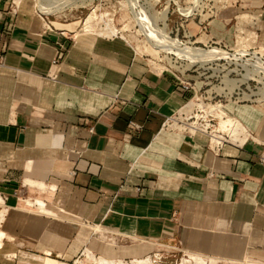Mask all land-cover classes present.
Masks as SVG:
<instances>
[{
  "label": "crops",
  "instance_id": "1",
  "mask_svg": "<svg viewBox=\"0 0 264 264\" xmlns=\"http://www.w3.org/2000/svg\"><path fill=\"white\" fill-rule=\"evenodd\" d=\"M12 1L0 0V264H71L82 252L118 263L163 248L264 264V107L226 106L249 134L217 151L203 134L164 130L191 97L176 76L121 40L47 32ZM232 3L192 37L227 43L243 9ZM249 6L264 46V0Z\"/></svg>",
  "mask_w": 264,
  "mask_h": 264
},
{
  "label": "rangeland",
  "instance_id": "2",
  "mask_svg": "<svg viewBox=\"0 0 264 264\" xmlns=\"http://www.w3.org/2000/svg\"><path fill=\"white\" fill-rule=\"evenodd\" d=\"M241 1L243 9L237 15L239 19L237 18L228 25L231 38H228L227 43L215 39H209V41L196 40V38L192 37V31L196 28L198 22L201 23L202 28L205 26L206 29H209L208 23L212 18L218 16V11L233 4V0H138L135 1L133 8L130 7L131 3L125 0H75V2L68 4L69 6L65 5L59 12L49 15L47 18L51 23L58 24L62 27H68L71 31L70 33L73 35L90 34L91 36L104 39L121 40L127 44L134 53L136 52V48H139L140 54L137 52L135 54L143 59L150 69H152L151 61H153L164 67L161 71L168 72L181 81L189 83L196 93L194 96L195 99L198 100L203 107H206L208 112H211L210 107L215 106L217 107V109H215L216 111H223L226 115L231 116L225 111L226 106L230 104L264 107L263 70H261V72L259 71L258 75L256 74L257 76L252 75L253 77H251L250 80L238 85V87L234 86L237 81L241 80L242 76L249 75L247 73L248 68L244 67L245 65H248V63L249 65H253L256 61L264 63V46L258 44L257 39L255 38L254 40V37H252L254 36L255 22L253 18L249 17L254 16L251 14L253 9L249 6L250 0ZM36 2L37 0H21L18 4H28L31 10L38 15L39 11L38 8H36ZM165 7H167L166 11H164ZM94 9H98L99 11L96 19L92 22L91 26L89 25L86 31H81L86 17ZM142 12H144V16H147L148 19H150L149 21H152L151 23H154V25L156 24L157 27L156 30L148 27L147 32H150L147 36V32H145V34L144 32L141 33L139 31L140 28H138L141 22L139 20L137 21V19H139V16H143ZM162 17L165 18L164 22L161 21ZM243 17L245 18L241 21ZM106 28H116V30L120 31L115 35L105 36L106 34L104 35L103 31ZM237 28L240 30L238 31ZM161 29V33L163 34L160 33ZM247 33L250 34L247 35ZM251 34L253 35L251 36ZM163 35L167 36L170 40H175L189 47L204 50L217 49L226 54V56L222 58L223 60L219 59L204 65H191L186 60H181V58L175 55L174 52L173 54L172 51L160 49L163 51L159 52L160 50L157 49L156 58H154V60L153 57L148 55L146 50H148L149 46H153L156 41L162 40L164 37ZM246 35L247 37H251V40L245 37ZM238 37L241 39L244 38V42L243 39L241 41ZM147 38L152 43L148 42ZM245 38H247V41ZM196 42H202L204 45H198ZM253 52L255 59L251 56ZM249 69L256 70L254 68ZM219 106H221V108ZM212 114L203 113L199 108L193 107L188 113H183V115L178 114L175 119L176 122L184 123L186 119L192 117L189 123H193L197 120V126H204L206 122L210 120V116L215 117L214 111ZM217 122L218 120L215 117L211 124V126H213L212 130H214V128L217 130ZM177 126L181 125L177 123ZM171 129L178 130V127H173ZM248 134L249 133L245 129H239L232 137L234 141L231 139L230 142H238L240 139H243L244 135L247 136ZM184 257L185 256L181 253H176L177 263ZM81 262L83 264H91L92 260L82 259Z\"/></svg>",
  "mask_w": 264,
  "mask_h": 264
},
{
  "label": "bare ground",
  "instance_id": "3",
  "mask_svg": "<svg viewBox=\"0 0 264 264\" xmlns=\"http://www.w3.org/2000/svg\"><path fill=\"white\" fill-rule=\"evenodd\" d=\"M77 1V0H76ZM126 2L128 3H131L130 7H134L135 5V1H138V0H125ZM157 1V0H156ZM75 2V0H37V6L36 8H38V11L45 15V16H49V15H53L57 12H59L65 5H68V4H71ZM144 4V3H143ZM69 6V5H68ZM129 7V8H130ZM127 10V9H126ZM134 10V9H133ZM139 10V9H138ZM137 10V11H138ZM167 10V7L164 8V11ZM131 11V10H130ZM129 11V12H130ZM98 9H94L92 12H90V14L86 17L85 21H84V24L81 28V31H86V29L89 27V25L91 26L92 22L96 19V16L98 14ZM128 12V11H127ZM136 12V11H135ZM140 12V10H139ZM139 12H136V13H139ZM144 12H142L143 14ZM131 14H132V11H131ZM139 15V14H138ZM134 17V15H133ZM151 18V17H150ZM245 17H243L241 19V21L244 19ZM134 19V18H133ZM137 19V18H136ZM239 19V18H238ZM140 21L141 23L139 24V27L140 28V32H147V28H151V29H154L156 30V24L154 25V23H151L148 19L147 16H139V19H137V21ZM247 20V19H246ZM162 22L165 21V18L162 17L161 19ZM245 21V20H244ZM243 21V22H244ZM134 22V21H133ZM248 22V21H246ZM138 23V22H136ZM238 24V23H237ZM240 24V23H239ZM245 24V23H244ZM240 26V25H239ZM237 30L239 31L240 29L237 28ZM120 30H116V28H106L104 31H103V34L105 36L107 35H115L119 32ZM159 31V30H158ZM150 32V31H149ZM146 33V36L148 35V33ZM162 32V29L160 31V33ZM241 32V31H240ZM243 32V31H242ZM156 33V32H155ZM239 33V32H238ZM76 34V33H75ZM159 34V33H158ZM163 34V33H161ZM242 34V33H241ZM250 34V33H247V35ZM121 35V34H120ZM165 35V34H164ZM163 35V36H164ZM247 35L245 37H247ZM253 34H251L252 36ZM145 36V38H146ZM154 37V36H153ZM254 37V40H255V35L252 36ZM149 38V37H148ZM147 38L148 42L149 39ZM152 38V37H150ZM239 38V37H238ZM247 38H250L251 40V37H247ZM245 38V40L247 39ZM156 39V38H155ZM241 41L243 39V42H244V38H239ZM247 41V40H246ZM253 41V40H252ZM152 43V42H150ZM239 43V41H238ZM240 44V43H239ZM153 45V44H152ZM244 45V43H243ZM157 49H166L167 51H172V53L174 52L175 55H177L179 58H181V60H186L189 64H201V65H204L206 63H210V62H213V61H216V60H219V59H222L223 57L226 56V54H224L222 51H218L217 49H211V50H204V49H200V48H193V47H189L187 45H183V44H180L179 42L175 41V40H170L167 36H164L162 38V40L160 41H156L154 43L153 46H149L148 50H146V52L148 53L149 56L156 58V54H157ZM163 50H160L159 52H161ZM165 51V50H164ZM136 52L140 54V50L139 48H136ZM135 52V53H136ZM166 52V51H165ZM237 52V51H236ZM239 52V51H238ZM244 52V51H243ZM145 53V52H144ZM173 53V54H174ZM240 53V52H239ZM238 53V54H239ZM246 53V52H245ZM171 54V53H170ZM254 54V53H253ZM230 55V54H229ZM237 55V54H235ZM240 56V55H239ZM239 58V57H238ZM230 59V58H229ZM234 59V58H233ZM240 59V58H239ZM238 59V60H239ZM260 59V58H259ZM155 60V59H154ZM223 60V59H222ZM236 60V59H235ZM258 60V59H257ZM253 61V60H252ZM259 61V60H258ZM229 62V61H228ZM151 66H152V70L153 71H156V72H160L164 67H162V65H159L153 61H151ZM244 67H247L248 68V71L247 73L249 75H244L241 77V80L237 81L236 84H234V86L238 87V85H241L243 83H245L246 81L250 80L251 77H253L252 75H258L259 71L261 72V70L264 71V63H261L260 62H257L254 63L253 65H245ZM246 68V69H247ZM249 68H254L256 70H251ZM256 75V76H257ZM193 107H197L201 110V112L203 113H207V114H212L213 111H214V115L215 117L217 118L218 122H217V130L214 128L213 132H212V136H211V146H214L215 144H220V142H224V141H229L232 139V137L237 133V131L239 129H242L244 130V127L242 126V124L235 118H232L231 116H228L226 115L223 111H216L215 109H217V107L213 106V107H210L211 108V112H208L207 108L206 107H203L201 105V103L198 102V100L195 99V97L193 99H191L188 103H186L184 106H182V108H180V110L178 111V114L179 115H183V113H188L190 111V109H192ZM221 108V106H219ZM177 114V115H178ZM213 115V114H212ZM212 117V116H211ZM215 117H213L215 119ZM183 125L181 126H177V123H174L173 125H171L170 128H173V127H179L181 128ZM193 126V124L190 125V127ZM183 128V127H182ZM247 138L246 135H244L243 139H240L238 142H232V143H242L245 139ZM227 139V140H226ZM232 141H234V139H232ZM4 208H3V204L2 202L0 201V222L4 216ZM5 240V234L0 230V251L2 250L3 248V242ZM10 256L12 257L13 254H10ZM10 257V258H11ZM89 258L88 254L86 255V258ZM91 258L93 256H90ZM143 259H146V258H137V259H133L134 260H143ZM93 261V260H92ZM118 261V260H117ZM132 261V262H133ZM131 264H151L149 260H145V261H140V262H134ZM43 264H65V263H62V262H59V261H56V260H52V259H44L42 261ZM75 264H81V263H75ZM92 264V263H91ZM94 264H123L122 262H107V261H104L102 259L100 260H97ZM180 264H205V261L202 260L200 257L198 256H194V255H191V254H186V256L181 260V263Z\"/></svg>",
  "mask_w": 264,
  "mask_h": 264
},
{
  "label": "built area",
  "instance_id": "4",
  "mask_svg": "<svg viewBox=\"0 0 264 264\" xmlns=\"http://www.w3.org/2000/svg\"><path fill=\"white\" fill-rule=\"evenodd\" d=\"M18 1L19 0H15V1L13 0L12 1V7H13V9L11 10L12 13L15 12V10H17ZM38 17L41 20V22H43V25H44L43 28H44L45 31L52 32V33L53 32H59V31H56L54 29V27L52 26V23L48 21L47 16H44V15H42L39 12ZM202 30L205 31L206 30V27L204 26L202 28ZM253 53H251V56H252L253 59H255ZM54 63H57V62L55 61ZM262 75H264V74H262ZM176 79L180 83V86H181L183 92H190L191 93L190 99L186 102V103H188L191 99L194 98V96H195L196 93L194 92L193 88L190 86L189 83L183 82V81H181L177 77H176ZM177 114H178V112L175 115H173V116L166 117L165 120H164V122H163L162 129L169 130V129H171L170 128L171 125H173L174 123H179L180 125H183L182 126L183 128L182 127L181 128L178 127V130H176V129H173L172 130L171 129L170 131H175L176 130V132H180V133H183V134L185 133V134H188V135H193V134H196V133L203 134L204 136H206L208 138L209 146L213 150H216V151L219 150V148L226 142V141L220 142V144H215L214 146H211V136H212V132H213V130H212L213 126H211V124H212V122L214 120L213 117L210 116V120H208L204 126H202V125H198L197 126L196 125V123H197L196 121L197 120H195V122H193V123H189V120H191L192 117L186 119L184 123L183 122H176L175 117L177 116ZM191 124H193V126L190 127ZM130 126H132L135 129L138 128V126L137 125H134V124H130ZM0 201L4 205V199H3V197L1 195H0ZM27 205H28V207H31V208L32 207H35L36 210L39 213L41 212L40 211L41 206L39 204H36L35 202H32V203L27 202ZM87 254H88V252L87 253L82 252V254L77 259H75L71 264H75L78 261L81 262L82 259H87L86 258V255ZM89 254H91V253H89ZM181 254L183 256H186L187 253L181 252ZM92 256L94 258H96L94 255H92ZM145 258L149 259L152 264H180L181 263V260H182L181 259L179 261V263H177V260H176V251L165 250V248H163V250H158V251L154 252L153 254H151L149 256H146ZM90 260H92V259H90ZM114 261H116V260H114ZM118 261L122 262L123 264H131V262L133 260H118Z\"/></svg>",
  "mask_w": 264,
  "mask_h": 264
}]
</instances>
